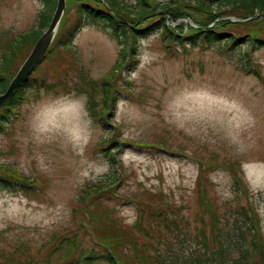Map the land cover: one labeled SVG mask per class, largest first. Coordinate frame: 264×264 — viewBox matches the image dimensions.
I'll return each instance as SVG.
<instances>
[{"label":"rangeland","instance_id":"rangeland-1","mask_svg":"<svg viewBox=\"0 0 264 264\" xmlns=\"http://www.w3.org/2000/svg\"><path fill=\"white\" fill-rule=\"evenodd\" d=\"M79 1L67 0L60 28L74 21ZM167 1L144 0L148 15L139 25L155 21ZM119 4L134 11L139 1ZM231 8H218L220 20H255L264 37V18ZM42 11L40 0H0V58L36 28ZM180 11L205 21L194 3ZM186 19L166 20L173 29L193 27ZM160 34L140 39L131 63L130 41L121 60L107 30L88 23L37 67L31 77L45 87L27 90L0 128V177L10 182H0V264H62L89 251L99 213L118 225L109 241L121 264H157L167 237H198L203 225L211 243L212 221L238 205L256 223L264 264V46L230 47L227 38L181 49L171 43L167 53ZM113 178L97 193L98 182ZM165 207L179 210L169 227L155 216Z\"/></svg>","mask_w":264,"mask_h":264},{"label":"trees","instance_id":"trees-1","mask_svg":"<svg viewBox=\"0 0 264 264\" xmlns=\"http://www.w3.org/2000/svg\"><path fill=\"white\" fill-rule=\"evenodd\" d=\"M40 1L43 11L39 14L36 28L19 37L14 42V45H12V50L0 58V94L6 90L9 82L15 75V73L12 74L9 71L15 59L19 57L22 50H26L27 46L31 48L35 44L42 35L43 30L50 23L56 6V0ZM138 1L139 5H137L134 11L123 8L119 4V0H103L104 3L101 0L79 1L76 5L74 21L66 28H60L59 26L46 55L52 53V48L59 49L69 46L77 31L88 23L97 24L107 30L108 35L121 46V60L125 59L124 52L127 42L130 41L131 52L133 53L131 55V63L135 61L133 50H135L138 41L157 30L161 32L160 35L162 36V42L165 45L167 53L169 52V44L171 43H175V46H179L181 49L180 46L185 43V45H196L197 42H200L201 44L210 46L224 42L227 38H229L228 44L230 47H239L240 44L246 42L253 47H255V44L264 46V37L259 36L260 33L255 31V24L260 22L257 23L255 20L250 23L220 20L224 15H221L218 10L222 5H231L233 9L246 13L247 15L243 18L248 19L254 17L256 13L264 14V0H190L189 2L188 0H181L182 6L180 8L179 5L173 2L174 0H168L161 5V12L155 14L157 15L155 21H148V24L144 26L139 25L141 22H144L139 21V19L148 15V7H145L144 0ZM189 3H194V7L206 15L204 17L205 21L199 22L189 17L188 20L194 25L193 27L187 25L185 28L184 26L175 29L171 28L167 24L166 19H168V16L172 20H176L177 18L185 19L186 17L183 16V13H180V10L185 6H189ZM153 8L158 9L156 7ZM237 17H239L238 14ZM248 24L252 27L244 33L242 29H245ZM211 25L213 26L210 28ZM233 32H236V34ZM120 63L117 65L120 66ZM31 76L20 85L12 98L0 109V128L11 121L16 106L22 102L27 90L45 87L43 80L40 81ZM103 91L104 97L106 96L105 100L108 101L106 89ZM112 101L113 98H109L108 103ZM89 103L91 104V102ZM107 107L105 106V109ZM109 157L112 162V156L109 155ZM0 182L10 183L3 177H0ZM114 182V178L104 182L100 181L95 190L98 193L103 190L102 186H108L110 183L113 185ZM235 188H237L236 185ZM147 194L156 196L159 202L164 198V195L161 193L148 191ZM153 204L155 205V203ZM178 213V209L165 207L164 211L161 213L156 212L155 216L160 218L165 226L169 227L174 225L173 221L178 219ZM94 223H97L95 224V234L97 237H94L93 241H89L90 250H80L75 257L62 264H121L114 254L109 241L112 240L111 236L114 233L112 228H115L113 224L116 223L101 218L100 213L95 218ZM197 228H200V231L197 233L198 237H192L189 233H183L184 239H181L180 235L167 237L165 239V249L160 252V256H156V260L159 259L157 264H259L260 249L257 226L246 208L238 205L235 209L225 211L223 215H219L218 221L214 219L211 224L213 234L211 243L206 242L203 238V225ZM119 230L117 227L116 234L121 236L122 232H119ZM187 235H189L188 238H186ZM60 243L61 240L56 242V244ZM76 243H78V237H71L69 241L70 249L71 247L76 248ZM186 245H188L187 249L184 248ZM208 247H213V249H208ZM69 252L67 251L66 254L68 255Z\"/></svg>","mask_w":264,"mask_h":264},{"label":"water","instance_id":"water-1","mask_svg":"<svg viewBox=\"0 0 264 264\" xmlns=\"http://www.w3.org/2000/svg\"><path fill=\"white\" fill-rule=\"evenodd\" d=\"M101 1L102 3H104L103 0ZM66 6H67V0H56V6L47 29L35 42L28 57L24 60V62L22 63V65L20 66V68L12 78V80L9 82L4 93L0 95V109L12 98L15 91L32 74V72L44 59L47 51L49 50L56 36L61 20L65 14ZM260 18H264V14L253 17V19H260ZM186 22L188 23L189 20L186 19ZM233 22H239V21H233Z\"/></svg>","mask_w":264,"mask_h":264}]
</instances>
